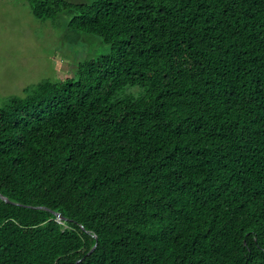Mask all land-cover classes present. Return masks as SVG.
Masks as SVG:
<instances>
[{
	"label": "trees",
	"instance_id": "trees-1",
	"mask_svg": "<svg viewBox=\"0 0 264 264\" xmlns=\"http://www.w3.org/2000/svg\"><path fill=\"white\" fill-rule=\"evenodd\" d=\"M28 7L109 51L0 107V264H264V0Z\"/></svg>",
	"mask_w": 264,
	"mask_h": 264
},
{
	"label": "rangeland",
	"instance_id": "rangeland-1",
	"mask_svg": "<svg viewBox=\"0 0 264 264\" xmlns=\"http://www.w3.org/2000/svg\"><path fill=\"white\" fill-rule=\"evenodd\" d=\"M28 1L0 0V107L26 87L73 77L79 62L109 51L96 37L83 35L71 43L70 34L66 40L68 17L61 13L54 20L37 21Z\"/></svg>",
	"mask_w": 264,
	"mask_h": 264
},
{
	"label": "water",
	"instance_id": "water-1",
	"mask_svg": "<svg viewBox=\"0 0 264 264\" xmlns=\"http://www.w3.org/2000/svg\"><path fill=\"white\" fill-rule=\"evenodd\" d=\"M0 200L4 203H9L8 200L6 198L2 197L1 195H0ZM36 209H40V208H36ZM55 216L57 219L61 220V217L58 214H56ZM95 247H96V245H94V247L90 250L89 254H91L94 251Z\"/></svg>",
	"mask_w": 264,
	"mask_h": 264
}]
</instances>
